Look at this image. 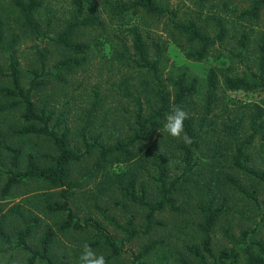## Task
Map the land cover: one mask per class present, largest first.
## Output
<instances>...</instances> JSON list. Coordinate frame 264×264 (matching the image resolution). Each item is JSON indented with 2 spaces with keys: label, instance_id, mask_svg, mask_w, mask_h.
Instances as JSON below:
<instances>
[{
  "label": "rangeland",
  "instance_id": "rangeland-1",
  "mask_svg": "<svg viewBox=\"0 0 264 264\" xmlns=\"http://www.w3.org/2000/svg\"><path fill=\"white\" fill-rule=\"evenodd\" d=\"M97 1L100 6L98 23L80 31L84 40L92 45L87 53V63L81 68H58V62L71 54L47 35L56 36L66 20L72 18V0H45V5L35 14L41 26L39 33L25 24L10 0H0V12L8 21L4 37L0 40V64L9 72L10 59L15 56L20 61L22 83L26 88L33 71L42 74L47 84L34 92L37 108L45 106L54 113L52 126L59 132L68 129L71 147L76 150H85L81 132L97 99L100 103L86 133L89 140L98 139L105 144H114L130 134L140 103L148 110L156 105V81L152 73L135 62L133 27H138L144 34L150 54H153L151 57L155 53L154 42L167 46L161 65L164 77L176 75L183 69L187 71L190 82L193 78L198 79L197 92L188 100L190 112L194 115L204 111L207 104L206 81L211 68L231 67L247 75L252 71L258 72L257 44L264 37V5L259 19L241 17V12L254 4L253 0H157L162 6L177 10L182 21L194 19L200 22L212 35L218 30L217 19L226 25L227 39L218 42L210 55L200 61L189 59L178 46L174 35L168 31L166 16L119 15L111 8L113 0ZM244 32L249 37L247 47H242L240 41ZM125 45L129 48L126 57L121 56ZM240 53L245 56L244 62H241ZM41 54L46 57L44 71ZM10 85L8 76H0V89ZM215 98L218 103L211 110L208 126L197 145L186 144L161 130L140 149L138 146L136 161L115 163L109 167L111 173L124 174L125 179L133 170L141 168L137 194L142 195L145 190L146 199L155 202L161 194L151 151L168 156L169 180L180 178L175 194L176 204L181 206V210L167 207L157 212L150 231L146 229V207L127 200L117 185L102 183L103 176L96 168L99 152L71 164L72 179L79 184L70 190L69 200L73 209L82 219L92 217L104 224L124 248L120 257L110 258L109 250L102 244L94 246L96 232L93 230L62 233L57 229L66 213L53 212L47 204L62 200L61 188H52L43 179L26 177L5 192L9 174L16 170L12 166V154L0 146V219L4 216L6 230L15 246L7 250L8 245L0 240V264L25 263L28 253L16 247L18 233L36 219L38 222L29 239L30 245L39 249L46 229L53 227L57 235L52 253L59 261L80 264L82 246L88 243L97 255L106 258L107 264H181V257H186L192 264H200L187 247L201 245L203 234L198 225L203 220L204 210L211 204L221 210L211 233L215 252L240 246L245 232L248 238L264 243V184L233 166L234 143L224 130L231 110L234 113L243 111L244 103H257L264 107V88L232 92L221 85ZM5 102L0 93V104ZM20 114L19 110L0 113V129L6 141L22 150L19 169L25 170L30 154L38 163L49 165L58 155L52 140L42 135H19L11 131L12 127L20 128L24 124ZM184 145L190 147L192 156V170L187 172ZM248 153L252 155L250 164L264 169V140L258 139ZM226 174L236 177L251 192H256L259 202L236 189ZM130 226L140 230L131 241L126 231ZM150 244L155 245L150 254L137 259L140 251Z\"/></svg>",
  "mask_w": 264,
  "mask_h": 264
},
{
  "label": "trees",
  "instance_id": "trees-1",
  "mask_svg": "<svg viewBox=\"0 0 264 264\" xmlns=\"http://www.w3.org/2000/svg\"><path fill=\"white\" fill-rule=\"evenodd\" d=\"M110 1V0H108ZM207 1V0H202ZM254 4L251 8L243 10L241 17H249L250 19H259L264 0H253ZM10 3L17 9L19 17L24 20L25 24L34 31L40 32L41 26L35 18L44 5L45 0H10ZM109 3V2H108ZM74 11L72 18L66 20L63 27L57 32L56 36L47 35L50 40L70 52V56L61 59L56 65L58 68H81L88 60L87 53L92 49V45L84 40V34L80 31L88 27H92L98 23L97 14L100 6L97 0H72ZM111 8L116 14L123 15L132 13L134 15L147 14L157 18L167 17L166 24L169 32L174 36V40L178 46L185 51L186 56L193 60H203L208 57L212 49L218 42L227 39V27L221 19H217L218 30L214 35L200 22L194 19H179V12L175 9H169L162 6L157 0H113ZM215 19V17L213 18ZM7 19L0 12V40L4 37L7 26ZM50 25V24H49ZM132 31V47L136 55L135 62L141 68L152 73L156 81L155 106H151L149 110L142 103L139 104L138 110L134 116V126L131 128L130 134L124 139H118L114 144H105L98 139L93 141L87 137L86 129L91 125L92 117L97 111L100 100L97 99L88 113L85 128L81 132L82 143L85 150L83 152L71 147L70 131L65 129L62 132L56 130L52 126L54 113L49 111L45 106L41 109L37 108L34 101V92L40 87L47 84L42 74L33 71V77L26 88L22 83V72L20 69V61L12 56L8 65L9 72H6L0 64V76H8L11 81L10 86H4L0 89V93L6 99L5 103L0 104V113L5 111H21L20 117L24 124L20 128L12 127L11 131L19 135L37 134L42 135L53 141L58 150V155L49 165L38 163L36 158L30 154L27 158L25 170L19 169L20 157L22 150L18 147H12L6 141V136L0 129V146L12 154V166L15 172L9 174L5 185V192H9L15 185L19 184L23 178H39L46 180L52 188H61V201H54L47 204V208L53 212H65L64 221L58 226V230L62 233L69 230H93L96 232V241L93 245L102 244L109 250V257H120L124 248L110 231L101 223V221L92 217L82 219L73 209L69 200L71 189L78 187L72 179L71 164L81 161L86 155L99 152V159L96 162L97 171L103 176V184L117 185L118 190L123 196L135 204L146 207L148 210L147 231L153 226V219L157 212L169 207L171 210L180 211L181 206L176 204V191L178 190V182L180 178L169 180L168 156L151 151L152 166L157 173V181L160 184L161 198L155 202L146 199L145 190L142 195L137 194L138 172L141 168H137L126 175L111 173L109 167L115 163L136 161L137 149L139 146L145 145L147 142L157 136L159 131L163 130L166 115L171 109L177 105L182 107L189 113V119L185 120V131L192 138V145L198 144V139L204 129L208 126V116L211 110L218 102L216 94L222 85L229 91H255L264 88V37L257 44V65L258 72L252 71L249 75L238 73L231 67H213L210 69L207 77V104L204 107L203 114H192L190 112L188 100L197 92L198 79L193 78L191 82L186 70L181 69L176 75H168L164 77L161 65L164 63V53L167 46L161 42H154L155 53L151 57L150 47L147 45L144 34L138 27L131 28ZM249 37L247 33L242 34V47L248 46ZM128 47L124 46L121 56H128ZM241 62L245 61V56L239 54ZM43 71L46 68V57L41 54ZM232 71V72H231ZM172 72V71H171ZM243 111L234 113L230 111L228 115L229 121L225 125L226 135L230 137L234 143V153L232 155L233 166L241 170L245 174L264 184V169L254 167L250 164L252 155L248 153V149L258 140H264V107L257 103L242 104ZM237 110V109H236ZM199 115V116H198ZM198 117V119H197ZM186 152L185 160L187 162V170H192L191 149L184 145ZM1 161H0V171ZM227 180L246 197L252 198L259 202L256 192H251L236 177L226 174ZM221 210L213 208L212 204L204 210L202 222L199 223V229L203 234L201 245L195 244L187 247L188 252L200 264H264V243L260 240L248 238L245 232V239L238 247L223 248L219 252H215L212 246V231L216 225ZM38 220H33L27 224L18 233V242L16 247L25 250L28 257L24 264H70L67 261H59L54 258L52 246L55 241L57 230L48 227L41 238V246L39 249L32 247L29 243ZM118 226L119 223H116ZM128 239L133 240L140 232L136 226L126 228ZM0 240L7 244V250L15 247L6 230L4 216L0 219ZM155 247L154 244L146 246L137 255V259H141L150 254ZM181 264H192L186 257L180 258ZM141 264V263H140Z\"/></svg>",
  "mask_w": 264,
  "mask_h": 264
},
{
  "label": "clouds",
  "instance_id": "clouds-1",
  "mask_svg": "<svg viewBox=\"0 0 264 264\" xmlns=\"http://www.w3.org/2000/svg\"><path fill=\"white\" fill-rule=\"evenodd\" d=\"M189 118V113L182 107L179 105L173 107L166 115L163 132L186 144H191L192 138L186 133L184 125L185 120ZM79 260L80 264H107L106 258L103 255H97L88 243L83 244Z\"/></svg>",
  "mask_w": 264,
  "mask_h": 264
}]
</instances>
